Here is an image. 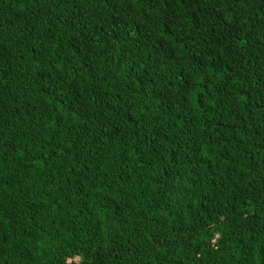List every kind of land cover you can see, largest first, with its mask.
I'll use <instances>...</instances> for the list:
<instances>
[{"label": "trees", "instance_id": "1", "mask_svg": "<svg viewBox=\"0 0 264 264\" xmlns=\"http://www.w3.org/2000/svg\"><path fill=\"white\" fill-rule=\"evenodd\" d=\"M0 264H264V0H0Z\"/></svg>", "mask_w": 264, "mask_h": 264}]
</instances>
